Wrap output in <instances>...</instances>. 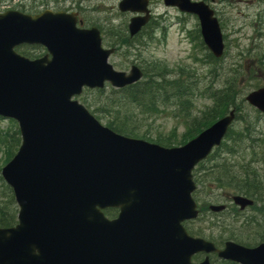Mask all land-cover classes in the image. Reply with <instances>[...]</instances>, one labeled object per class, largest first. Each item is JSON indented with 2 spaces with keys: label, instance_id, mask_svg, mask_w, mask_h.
<instances>
[{
  "label": "water",
  "instance_id": "obj_1",
  "mask_svg": "<svg viewBox=\"0 0 264 264\" xmlns=\"http://www.w3.org/2000/svg\"><path fill=\"white\" fill-rule=\"evenodd\" d=\"M146 0H122L121 12L146 13ZM195 14L204 44L223 51L219 25L204 3L164 0ZM147 21L132 17L131 35ZM41 43L50 54L29 60L13 51ZM99 32L75 27L74 14L31 19L0 15V116L18 122L21 144L1 169L18 208L17 224L0 228V264H192L217 252L242 264H264V245L231 242L222 251L190 236L184 221L197 215L191 171L225 135L233 110L181 147L164 148L101 126L77 101L82 87L122 88L137 81L107 63ZM245 100L264 115V84ZM240 208L251 201L233 198ZM119 208L106 220L100 209ZM223 206H210L218 212ZM198 264H209L207 258Z\"/></svg>",
  "mask_w": 264,
  "mask_h": 264
},
{
  "label": "trees",
  "instance_id": "obj_2",
  "mask_svg": "<svg viewBox=\"0 0 264 264\" xmlns=\"http://www.w3.org/2000/svg\"><path fill=\"white\" fill-rule=\"evenodd\" d=\"M196 34L198 36V33ZM130 40L122 37L114 44L124 43L126 47L134 48V45L128 44ZM252 52L256 54L252 58L249 56L251 67L260 68L264 73V48L252 49L250 53ZM226 55L224 54L221 59H214L209 53L204 55L202 63L208 65L211 79L210 83L204 86L200 92L198 91L199 86L193 80L196 75L194 70H173L156 64L146 69L150 72L146 73L145 80L120 90L98 91L94 100L86 106L116 133L128 137L143 138L165 147L181 145L184 142L176 143L171 138L164 137L159 133L155 134V140L146 134L140 136L139 127L143 121L159 114H165L175 119L177 123L185 122V141H187L225 114L228 109L235 108L239 113L243 104L241 87L244 84H241V81L247 74L251 75V71L248 72L245 69L240 55L233 62L225 61ZM247 80L253 79L247 78L245 81L247 82ZM257 86H259V81L251 87L256 88ZM197 95H201L212 105L195 116L192 107L193 99ZM236 119L241 121L242 126L239 128L240 130H230L227 136L230 144L222 143L219 148L215 149V153L200 163L193 171L194 182L199 187L197 193L193 194V198L197 202L200 201L204 204V200L201 199L208 200L205 205L217 202L222 199V193L257 197L260 200L261 194L264 193V160H262L264 156L248 155L244 158L246 160L244 166L240 167L242 172L238 174L236 172L232 174L234 165L226 161V156L234 155L237 149L248 148L249 150L251 144L254 143H257V147H264L262 138L255 139L253 137L254 125L241 115H237ZM255 119L258 120V114ZM10 136L11 140L7 142L9 157L12 156L13 150L15 151L19 144L16 130ZM200 192L209 194L200 198ZM16 214L17 210L11 190L0 177V227L7 228L15 225ZM237 219V215L233 214L229 223L235 222ZM245 224L240 227L227 224L224 237L235 241L264 240L263 226L252 221H247ZM218 227H221L219 223L216 230ZM246 236H250V238H243Z\"/></svg>",
  "mask_w": 264,
  "mask_h": 264
},
{
  "label": "rangeland",
  "instance_id": "obj_3",
  "mask_svg": "<svg viewBox=\"0 0 264 264\" xmlns=\"http://www.w3.org/2000/svg\"><path fill=\"white\" fill-rule=\"evenodd\" d=\"M17 1L12 0L13 4ZM71 0H67V9H76L78 5L70 4ZM81 2L82 6L87 9V13H83L82 18L88 24L100 26L105 35L112 33L114 37L118 35L119 30L123 29L127 21V15L118 12L116 7L119 0H75ZM211 3L212 8L216 11V17L221 23L222 34L227 46V57L225 61L233 62L239 55L243 59L244 67L246 70L251 71V75H246L241 84L243 96L253 90L251 86L259 81L262 84L264 73L260 68L251 67L249 63V56L252 58L256 53L250 51L252 49L264 48V0H207ZM151 9L157 16L163 18L161 23H158L157 39L150 40L146 45L139 47L136 50L126 52L124 49L119 50L116 54L110 57L109 62L113 65L114 69L119 71H128L130 65L135 63L140 65L141 68L147 69L148 64H157L164 66L168 69H190L196 71L197 79L194 82L199 86V92L208 85L211 77L209 76V67H204L199 64V59L204 56V50L200 48L198 42H191L193 33L189 34L197 28L196 19L193 17L179 14L175 9L163 7L161 0H151ZM89 9H95V12H89ZM113 37V38H114ZM146 41V39L144 40ZM106 43H111V39L106 37ZM105 44V43H104ZM106 45V44H105ZM146 72H150L146 70ZM253 79L247 82L246 79ZM107 89L106 91H108ZM95 93L85 91L81 98L86 100V103H91L94 100ZM78 99L79 102L82 99ZM194 115L197 116L210 107L212 103L203 99L201 95H197L193 99ZM255 111L246 106L241 110V115L248 121L254 123V131L252 130L255 139L262 138L264 140V120L260 117L257 123L254 122ZM260 116V115H259ZM104 125V120L99 121ZM242 123L238 122L234 125V129L241 128ZM14 130V125L8 120H0V167L7 158L9 146L6 143L11 140L8 135H11ZM185 122L177 123V121L165 114H159L143 121L139 127V134H146L152 140H155V134L159 133L164 137H169L176 143L185 142L186 131ZM240 130V129H239ZM230 144V141L227 140ZM8 144V143H7ZM264 144H262L263 146ZM215 153V152H214ZM264 156V147H257L253 144L252 149H241L240 153L226 156L227 163L233 164L232 174L242 172L241 166H244L245 159L248 155ZM215 155V154H214ZM238 156V157H237ZM264 160V158H262ZM254 165V164H253ZM254 168V167H253ZM202 193L200 196L208 195ZM228 193H222L225 197ZM207 200V199H205ZM240 222L243 220L239 219ZM230 222V221H229ZM204 224V225H203ZM192 224L190 227L201 234H210L216 239L220 230L210 228L206 223ZM235 226H241L238 222H231ZM241 224V223H240Z\"/></svg>",
  "mask_w": 264,
  "mask_h": 264
},
{
  "label": "flooded vegetation",
  "instance_id": "obj_4",
  "mask_svg": "<svg viewBox=\"0 0 264 264\" xmlns=\"http://www.w3.org/2000/svg\"><path fill=\"white\" fill-rule=\"evenodd\" d=\"M75 2L77 5L78 2L77 1ZM66 3H67V0H23V1H17L16 4H13L12 0H0V13L17 11L20 13L30 15L31 17L39 16L43 13L55 14L59 12H68ZM79 7H81V9L77 7L75 9L76 13L78 14L77 27L87 28L88 27L87 25L83 26L84 23H87V21L82 18L83 13L81 12H83L82 11L83 6L80 5ZM36 48H37L36 46L31 47L32 50H35ZM40 51L42 53L46 52L43 48ZM36 54L37 52L34 51L33 55L36 56ZM119 211H120L119 208H106V209H103L101 212L103 213V217L105 219L111 221L117 218ZM247 211L249 210L244 209L243 211H240V213H246ZM258 243L259 242L257 243L254 242L252 245L255 246ZM221 247L222 246H220V248ZM213 256L214 255L209 256L210 261L213 259ZM202 258H203V255H197L194 257V261L199 262ZM213 264H234V263H229L227 261H215Z\"/></svg>",
  "mask_w": 264,
  "mask_h": 264
}]
</instances>
